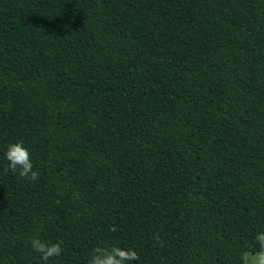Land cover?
Returning a JSON list of instances; mask_svg holds the SVG:
<instances>
[{"label":"trees","instance_id":"1","mask_svg":"<svg viewBox=\"0 0 264 264\" xmlns=\"http://www.w3.org/2000/svg\"><path fill=\"white\" fill-rule=\"evenodd\" d=\"M258 232L264 0H0V264H240Z\"/></svg>","mask_w":264,"mask_h":264},{"label":"clouds","instance_id":"2","mask_svg":"<svg viewBox=\"0 0 264 264\" xmlns=\"http://www.w3.org/2000/svg\"><path fill=\"white\" fill-rule=\"evenodd\" d=\"M5 160L8 162L4 171L16 174L29 181H36L39 178L38 171L33 168L32 156L23 142H15L7 145ZM78 195V194H77ZM111 231L115 232L113 226ZM258 249L245 250L240 255V264H264V232H258L255 236ZM32 249L40 254L43 264L62 253L61 242H47L39 237H33L30 241ZM140 259L137 251L130 247L120 246H97L92 250L89 264H130Z\"/></svg>","mask_w":264,"mask_h":264}]
</instances>
